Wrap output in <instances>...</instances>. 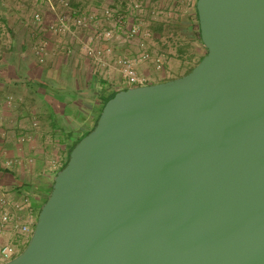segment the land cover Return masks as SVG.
I'll use <instances>...</instances> for the list:
<instances>
[{
  "label": "water",
  "instance_id": "1",
  "mask_svg": "<svg viewBox=\"0 0 264 264\" xmlns=\"http://www.w3.org/2000/svg\"><path fill=\"white\" fill-rule=\"evenodd\" d=\"M206 53L121 88L0 264H264V0H196Z\"/></svg>",
  "mask_w": 264,
  "mask_h": 264
},
{
  "label": "crops",
  "instance_id": "2",
  "mask_svg": "<svg viewBox=\"0 0 264 264\" xmlns=\"http://www.w3.org/2000/svg\"><path fill=\"white\" fill-rule=\"evenodd\" d=\"M195 2L161 0L164 12L160 19L145 24L150 29L152 57L159 52L166 55L162 69H156L153 58L138 63L137 71L146 78L145 83L182 76L205 54L197 33ZM71 3L83 10H100L104 5L103 0ZM37 11L43 25L33 21ZM54 20L55 13L44 0H0V187L10 197L27 198L13 213L28 229L36 221L53 176L68 159L70 147L92 127L105 89L128 87L116 71H98L81 53L84 32L60 35L48 30L47 24ZM42 41H47V48L40 62L34 49ZM113 44L115 54L133 55L137 51L135 46ZM9 96L11 103L6 102ZM89 96H95L97 102L84 111L82 103ZM33 120L36 126L31 124ZM25 135L30 138L18 140ZM8 159L15 161L10 167L5 164ZM8 237L21 251L29 232L12 229Z\"/></svg>",
  "mask_w": 264,
  "mask_h": 264
},
{
  "label": "built area",
  "instance_id": "3",
  "mask_svg": "<svg viewBox=\"0 0 264 264\" xmlns=\"http://www.w3.org/2000/svg\"><path fill=\"white\" fill-rule=\"evenodd\" d=\"M55 13V20L47 24L48 30L56 34H75L84 32L80 40L81 53L88 57L98 71H116L119 78L129 86L145 84L146 78L137 71L139 62L153 58L156 69H162L166 55L163 52L152 53L148 47L150 29L146 23L160 19L161 0H103L100 10L90 8L83 10L72 6L71 0H44ZM167 15L168 11L165 9ZM169 18V17H168ZM36 25H43L41 12L33 15ZM176 40V39H174ZM173 40V41H174ZM175 42V41H174ZM177 42V40H176ZM113 43H124L135 46V54H115ZM47 41H42L35 46L38 61L43 62L46 55ZM70 51V50H69ZM11 96L6 98L11 103ZM37 125L35 120L31 123ZM30 135L19 137L18 140L29 139ZM14 160L8 159L5 164L10 167ZM27 198L15 199L8 195L7 190L0 187V262L13 258L20 251L16 244L8 237L14 229L19 232L31 234L32 228L21 225L13 210L19 211ZM29 239V238H28Z\"/></svg>",
  "mask_w": 264,
  "mask_h": 264
},
{
  "label": "trees",
  "instance_id": "4",
  "mask_svg": "<svg viewBox=\"0 0 264 264\" xmlns=\"http://www.w3.org/2000/svg\"><path fill=\"white\" fill-rule=\"evenodd\" d=\"M196 16H197V12H196ZM197 20H198V18H197ZM198 37H199V40H200V36H199V29H198ZM176 36V34H174V37ZM175 39V38H174ZM205 53H206V50H205ZM202 58V57H201ZM200 58V59H201ZM199 59V60H200ZM199 60L197 61V63L199 62ZM196 63V64H197ZM194 67V66H193ZM192 67V68H193ZM191 68V69H192ZM191 69H189L188 70V72L191 70ZM187 72V73H188ZM116 91H118V90H109V91H107L106 89H105V91H104V93H103V95L101 96V98H100V100H101V104H100V110H101V108H102V106L104 105V103L109 99V98H111L115 93H116ZM100 112V111H99ZM98 116V115H97ZM96 119H97V117L95 118V120H94V123H93V125H92V127L94 126V124H95V122H96ZM92 127L91 128H89L87 131H85L84 132V134L85 133H87L88 131H90L91 129H92ZM74 145H72L71 147H70V150H71V148L73 147ZM70 150H69V153H70ZM69 153H68V156H69ZM67 161V160H66ZM66 161L63 163V165H62V167L65 165V163H66ZM61 167V168H62Z\"/></svg>",
  "mask_w": 264,
  "mask_h": 264
},
{
  "label": "rangeland",
  "instance_id": "5",
  "mask_svg": "<svg viewBox=\"0 0 264 264\" xmlns=\"http://www.w3.org/2000/svg\"><path fill=\"white\" fill-rule=\"evenodd\" d=\"M176 39V38H175ZM177 40V39H176ZM176 40H174L175 42H176ZM98 86L99 87H101L100 86V84H98ZM90 97V99H87V100H85L83 103H82V106L84 107V108H82V110H84V111H86V109H89V107H92V106H94L95 104H96V102H97V100H96V97L95 96H89ZM99 111H100V106H99V108L97 107V112L93 115V123H94V120H95V118L97 117V115L99 114ZM85 113V112H84ZM26 245V244H25ZM25 247V246H24ZM23 247V248H24ZM22 248V249H23Z\"/></svg>",
  "mask_w": 264,
  "mask_h": 264
}]
</instances>
